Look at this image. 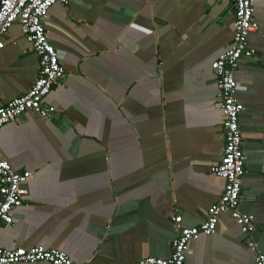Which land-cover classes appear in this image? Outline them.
<instances>
[{
  "label": "crops",
  "instance_id": "crops-1",
  "mask_svg": "<svg viewBox=\"0 0 264 264\" xmlns=\"http://www.w3.org/2000/svg\"><path fill=\"white\" fill-rule=\"evenodd\" d=\"M253 10L255 57L233 75L245 157L239 210L254 231L247 241L223 214L215 234L190 243L184 264H255L264 252V0ZM233 21L221 0L54 5L45 30L66 75L43 100L51 120L26 112L0 129V160L32 173L12 223L0 224V248L42 246L73 264L168 258L172 219L198 226L223 191L210 171L224 145L211 63L232 44ZM3 41L0 107L38 71L19 25Z\"/></svg>",
  "mask_w": 264,
  "mask_h": 264
},
{
  "label": "built area",
  "instance_id": "built-area-1",
  "mask_svg": "<svg viewBox=\"0 0 264 264\" xmlns=\"http://www.w3.org/2000/svg\"><path fill=\"white\" fill-rule=\"evenodd\" d=\"M221 1L234 8L232 44L211 63L217 88L216 102L223 117L221 128L224 145L219 163L213 165L210 171L224 181L223 191L219 200L208 208L205 220L198 226L183 227L179 215L172 219L176 236L171 242V255L168 258L148 257L136 264H184L190 243L199 236L215 234L223 214L230 215L241 233L248 238L247 241L254 231L253 216L239 210L245 157L239 127L242 109L236 98L238 85L233 73L242 58L255 57L256 52L248 46V36L257 27L253 22V0ZM68 3L69 0H0V51L4 48L3 37L17 24L38 60L37 77L27 92L0 107V129L26 112H32L46 121L53 118L54 107L45 105L43 100L66 74L61 66L63 55L49 42L45 22L54 5L66 6ZM31 178V172H15L7 162L0 160V224L12 223L13 210L22 204L27 195L26 184ZM248 244L253 246L251 241ZM36 262L73 264L65 252L42 246L13 250L0 248V264ZM255 264H264V252L256 254Z\"/></svg>",
  "mask_w": 264,
  "mask_h": 264
}]
</instances>
